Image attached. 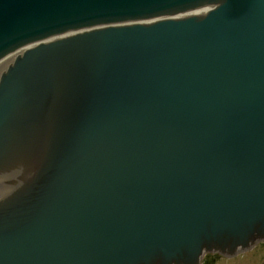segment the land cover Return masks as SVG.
<instances>
[{
    "label": "water",
    "instance_id": "1",
    "mask_svg": "<svg viewBox=\"0 0 264 264\" xmlns=\"http://www.w3.org/2000/svg\"><path fill=\"white\" fill-rule=\"evenodd\" d=\"M0 178V264L264 240V0H0Z\"/></svg>",
    "mask_w": 264,
    "mask_h": 264
},
{
    "label": "rangeland",
    "instance_id": "2",
    "mask_svg": "<svg viewBox=\"0 0 264 264\" xmlns=\"http://www.w3.org/2000/svg\"><path fill=\"white\" fill-rule=\"evenodd\" d=\"M201 264H264V244L234 258L205 256Z\"/></svg>",
    "mask_w": 264,
    "mask_h": 264
},
{
    "label": "flooded vegetation",
    "instance_id": "3",
    "mask_svg": "<svg viewBox=\"0 0 264 264\" xmlns=\"http://www.w3.org/2000/svg\"><path fill=\"white\" fill-rule=\"evenodd\" d=\"M261 244H263V243H261ZM261 244H259V245H261ZM259 245H258V246H259Z\"/></svg>",
    "mask_w": 264,
    "mask_h": 264
}]
</instances>
